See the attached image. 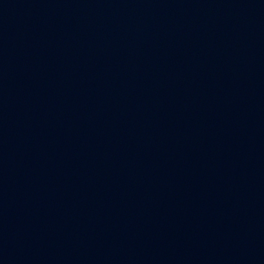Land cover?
<instances>
[{"label":"water","instance_id":"1","mask_svg":"<svg viewBox=\"0 0 264 264\" xmlns=\"http://www.w3.org/2000/svg\"><path fill=\"white\" fill-rule=\"evenodd\" d=\"M0 264H264V0H0Z\"/></svg>","mask_w":264,"mask_h":264}]
</instances>
